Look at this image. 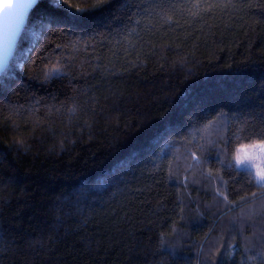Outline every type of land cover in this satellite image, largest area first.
I'll list each match as a JSON object with an SVG mask.
<instances>
[{"label":"trees","instance_id":"16d2710c","mask_svg":"<svg viewBox=\"0 0 264 264\" xmlns=\"http://www.w3.org/2000/svg\"><path fill=\"white\" fill-rule=\"evenodd\" d=\"M189 2L131 0L121 9L124 0H113L100 19L106 24L117 15L119 20L112 27L125 23L133 27L128 17L137 5L143 12L154 3ZM232 3L241 7L217 10L191 22L182 16H174L170 23L155 16L150 23L142 21L137 27L139 38L133 37L141 51L139 60L135 51L124 55L126 45L113 47L105 40L95 51L78 54L74 79L29 80L25 67L23 79L29 86L8 100L24 106L22 115L10 119L5 98L0 97V264H197L200 244L207 247L221 234L225 240L218 264H243L247 255H255V251L245 253L235 231H224L231 217L264 200L259 194L255 202L251 199L257 189L247 187L243 176L233 182L230 177L235 173H224L229 199L237 202L225 207L222 199H214L211 179L199 173L193 177L181 164V179L168 180L170 157H165L160 171L152 163L159 151L158 137L185 135L190 126L187 117L195 108L192 98L202 90L215 89L224 95L233 89L243 92L240 103L212 105L206 116L201 115L203 122L212 119L220 107L229 115L238 112L256 122L264 118V8L243 7L264 5V0ZM50 8V0H40L30 12L29 27ZM50 54H60L55 44L38 53L45 63ZM96 56L102 57L101 64L111 61V75L93 71ZM130 61H135V67ZM85 88L87 92L80 94ZM73 98L81 107L69 116L66 109ZM37 99L40 103L34 105ZM61 104L64 109L59 113H48V105ZM30 105L38 109L32 115L26 110ZM17 137L25 144L9 147ZM260 138L241 136L232 140L230 149L235 152ZM125 161L131 166L126 183L103 191L91 187ZM209 166L215 174L214 162ZM185 175L189 177L187 188L183 186ZM242 196L248 198L241 203ZM181 197L193 213L199 209L203 216L199 226L186 228L182 247L169 256L168 250L159 249L158 240L160 233L171 231L174 222L185 228L178 215ZM242 224L243 234L255 249L264 248L260 239L264 214L253 215ZM232 235L236 242L229 249Z\"/></svg>","mask_w":264,"mask_h":264},{"label":"snow or ice","instance_id":"6c2138e0","mask_svg":"<svg viewBox=\"0 0 264 264\" xmlns=\"http://www.w3.org/2000/svg\"><path fill=\"white\" fill-rule=\"evenodd\" d=\"M51 8L41 13L40 19L34 25L29 27L30 12L39 5L40 0H2L0 2V20L3 25L0 27V97L5 98L8 108L9 118L15 119L22 115L25 110L23 105L12 104L8 102L10 97L18 94V89L27 88L29 85L23 79L24 69L27 67V76L29 80H42L48 82L53 79H62L68 77L74 79L72 70L77 56L82 51L87 53L90 49L95 51L97 46H103L105 40L113 47L126 45L122 50L127 57L130 51L136 52L137 60L141 56V51L136 48L137 27L144 20L151 22L152 17H158L164 23L173 22L174 16H182L191 19L201 18L214 14L217 10L224 11L229 8L236 9L241 7L232 0H191L184 4H150L143 12L134 11L128 17V21L135 26L129 27L125 23L121 27H112L113 22L119 20V16L114 15L106 24L102 23L100 15L103 14L107 6L113 0H50ZM131 4V0H124L121 9ZM261 7L264 5L247 4L243 7ZM179 22L178 20L176 21ZM259 23V21H253ZM110 29V31L108 30ZM55 37V39H53ZM115 37V39H112ZM30 40L27 47L23 44ZM59 41V42H58ZM55 44V48L60 50L59 55L50 54L45 63V57L38 55L47 46ZM39 45V47H37ZM65 51L68 55L65 56ZM34 53L36 55H34ZM102 57L96 56V63L93 71L100 70L105 74L111 75L112 63L109 60L101 64ZM37 61H40L39 66ZM130 66L135 67V61H130ZM83 62H81L82 67ZM232 67V65H225ZM236 67H240L237 65ZM87 75V73H84ZM264 84V81H262ZM239 88V85H237ZM87 92L83 89L80 94ZM243 96L242 91L231 90L227 95L221 94L215 89L202 90L192 98L195 108L187 117L185 135H176L169 133L171 138L158 137L155 142L159 151L152 156V163L155 170L163 169L165 157L167 159V179L180 180V167L183 166L185 173H191L193 177L199 173L201 176L213 180L219 186L215 187L214 199L219 202L223 200L225 207L233 206L237 202L229 199L227 192L228 180H225V172H233L231 181H236L243 176L244 184L247 187H254L257 192L251 194V199L255 202L257 195L264 196V118L256 122L254 118L243 116L238 112H232L231 115L225 112L223 107L212 118L203 122L201 115L206 116L208 109L212 105L226 104L228 102L240 103ZM40 103V100L34 101V105ZM264 103V101H262ZM182 107H187L182 102ZM81 105L73 98L71 105L66 109L69 116L79 111ZM48 113L53 111L59 113L64 109V105L59 107L55 105L47 106ZM29 115L35 113L38 109L30 105L27 109ZM252 135L259 136L248 145H242L235 152L230 149L233 139H239L241 136ZM163 141L160 144V141ZM25 144L23 138L17 137L9 147H21ZM211 157V159H210ZM215 165V174L213 168L209 165ZM131 170L128 162H121L109 172L101 177L98 185L92 188L103 191L110 187L119 188L126 183V172ZM183 186L187 188L189 177L183 176ZM198 182V181H194ZM179 192V190H178ZM84 194H87L85 190ZM248 197H240V202H244ZM181 207L179 209V221L183 222L185 228L178 227V222H174L170 232L160 233L158 246L160 250H168L169 256H174L176 251L182 247L181 242L188 235L186 228L197 227L200 224V218L203 213L199 209L193 213L187 205L184 204L183 197L180 198ZM261 214H264V200L260 203ZM255 214L254 209L249 210V216ZM224 213H221L223 218ZM245 218V212L241 211L239 216H233L229 219L228 226L224 229L226 232L235 231L240 235L243 241L245 253L255 251V255H247L243 264H264V248L256 250L255 245L249 236L243 234L242 220ZM214 227V225H213ZM211 231V229L209 230ZM208 233H205L207 237ZM261 240H264V233L261 234ZM225 236L221 234L209 246L202 242L197 248V264H218L217 257L224 247ZM236 242V235H232L231 242L227 247L232 248ZM231 256L232 252L229 251ZM164 264V261L161 262Z\"/></svg>","mask_w":264,"mask_h":264},{"label":"rangeland","instance_id":"374dc122","mask_svg":"<svg viewBox=\"0 0 264 264\" xmlns=\"http://www.w3.org/2000/svg\"><path fill=\"white\" fill-rule=\"evenodd\" d=\"M250 144V143H249ZM243 145H248V144H243ZM242 146V145H241ZM241 146H239L237 149H239ZM210 186H211V188H212V190H214L213 188H215V187H217V186H219V185H217L214 181H212L211 180V182H210ZM215 191V190H214ZM252 203V202H251ZM252 207L253 208H249V205L246 207V209L244 210V212H245V217L246 218H244L243 219V222L242 223H244L246 220H248V219H250V217H252L253 215H257V214H261V211H260V207L259 206H256V203H254L253 205H252ZM250 209H254L255 210V214H252L251 216H249L248 214H249V210ZM256 230H258L257 228H256ZM260 231V230H259ZM257 232V234H260V232ZM257 234H256V238H257ZM255 238V239H256Z\"/></svg>","mask_w":264,"mask_h":264},{"label":"water","instance_id":"95a60500","mask_svg":"<svg viewBox=\"0 0 264 264\" xmlns=\"http://www.w3.org/2000/svg\"><path fill=\"white\" fill-rule=\"evenodd\" d=\"M0 2H2V0H0ZM3 25V20H0V27H2Z\"/></svg>","mask_w":264,"mask_h":264}]
</instances>
